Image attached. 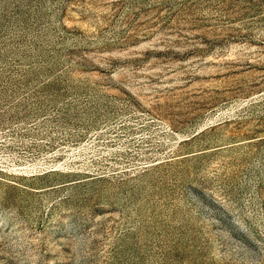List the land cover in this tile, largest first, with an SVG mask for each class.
Here are the masks:
<instances>
[{"label": "rangeland", "instance_id": "rangeland-1", "mask_svg": "<svg viewBox=\"0 0 264 264\" xmlns=\"http://www.w3.org/2000/svg\"><path fill=\"white\" fill-rule=\"evenodd\" d=\"M0 264H264V0H0Z\"/></svg>", "mask_w": 264, "mask_h": 264}]
</instances>
